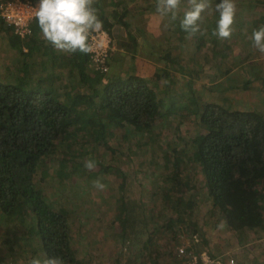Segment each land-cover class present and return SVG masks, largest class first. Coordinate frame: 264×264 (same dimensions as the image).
I'll return each mask as SVG.
<instances>
[{"label": "trees", "instance_id": "trees-1", "mask_svg": "<svg viewBox=\"0 0 264 264\" xmlns=\"http://www.w3.org/2000/svg\"><path fill=\"white\" fill-rule=\"evenodd\" d=\"M91 2L102 21V28L110 34L116 27H130L126 16L118 11V2ZM256 3L264 8V0H256ZM111 5L117 7L118 12H109ZM180 21L175 20L172 28L178 33V45L188 50L197 45L200 52L193 58V66L182 62L184 59L181 60V57L173 58L168 54L165 57L167 66L171 65L183 74L190 69L185 74V85L191 91L194 77L200 78L205 72L217 74L216 79L230 74L228 52L206 48L208 37L214 32L212 23L200 25L198 32L188 34L181 29ZM256 23L254 29L264 25V17ZM0 27L2 32L10 34L11 47L17 48L24 58L20 71L16 73V68H9L7 77L10 76V79L0 80V214L22 223L29 216V233L37 238L47 258L59 256L64 264H81L73 247L71 210L54 207L43 191L36 188L39 163L55 156L62 143H66L74 154L76 148L71 149L69 138H80L89 145L101 144L110 149L114 159L116 151L110 148L109 140L116 134L110 125L124 132L121 134L124 140L130 136L138 137L140 142L148 138L150 142L144 145L152 148V131L158 120L172 114L199 118L202 130L193 139H188L186 145L187 149L192 147L193 151L187 154L196 162L194 169L189 173L183 170L186 150L181 149L179 144L169 145L159 140L164 161L151 160V166L162 165L158 181H155L156 173L148 175L153 185L152 192L144 198L127 197L125 191L131 182L129 175L121 171L122 180L118 185L122 193L121 205L116 209L118 214L114 222H121L119 233L122 241L130 238L139 245L145 243L148 235L141 251L157 259L158 256L161 258L163 251L160 247L150 251L147 244L154 245L157 236L165 238L170 233L177 244L167 251L168 263L157 264L188 263L191 252H198L199 244L193 239L182 243L178 240L180 233L176 229L180 227L178 224H186L194 229L193 234H198L200 225L194 223L192 217L202 193L206 194L210 203L208 214L224 221L228 230L239 238V245L246 244L244 235L249 239L250 234L264 233V114L230 109L212 100L199 102L194 96L188 99H184L183 95V99L171 98L177 84L171 78L172 71L166 67L152 78L132 74L120 77L112 72L95 71L91 67L89 53L60 54V50L42 37L36 19L32 23V34L26 39L15 34L13 26L1 18ZM225 40L228 41L227 38ZM131 41L136 48L138 39L131 35ZM204 50L207 53L202 58ZM241 56L238 54L235 58L240 59ZM37 57H42L43 62L47 58L66 62L71 67V76L77 75L80 79L78 84L85 86L88 92L61 95L53 84L56 80L54 74L34 79L31 70ZM201 59H205V63H199ZM252 66L248 64V68ZM261 76V70L256 75H249L243 83L244 89L261 80ZM146 197L158 205L148 209L144 203ZM106 203L109 204V201ZM160 207L166 212L159 215L169 217L163 224L152 225L154 217L161 211ZM127 242L130 243V240ZM181 243L192 245L187 248L184 258L178 255ZM165 249L169 247L166 245ZM3 261L1 257L0 264H6Z\"/></svg>", "mask_w": 264, "mask_h": 264}, {"label": "rangeland", "instance_id": "rangeland-1", "mask_svg": "<svg viewBox=\"0 0 264 264\" xmlns=\"http://www.w3.org/2000/svg\"><path fill=\"white\" fill-rule=\"evenodd\" d=\"M114 1L119 4V13H123L127 21H130V28L134 24L145 27L149 15L154 14L161 18L163 27L160 26L163 31L159 38L156 37L157 40H161L157 45L160 49L156 53H151L153 55L152 64L156 69V74H161L165 67L172 71L171 78L177 86L173 90L171 98L183 99L181 97L183 95L184 99H188L194 96L198 98L199 102L212 100L220 102V104L230 109L253 110L264 114V52L255 48L250 39L252 33L250 30L257 26L256 21L264 17V8L260 7L256 0H234V23L232 34L227 38L228 41L225 40L226 38H219L213 34L209 35L206 42V48L210 50L217 49L220 51L224 49L225 53L228 52L227 63L231 67V73L222 79H216L217 74L211 71L203 73L200 78L194 77L192 91L185 85L187 79L185 74L189 73L190 69L183 74L179 69H175L171 65L167 66L165 58L168 54L173 58L181 57V60L184 59L182 62L193 66L195 63L192 62L193 58L199 55L200 51L197 45L190 50L178 45V33L172 30L176 23L174 21L182 20L184 13L190 10L191 5H188L191 3L190 0H181L176 18L171 15L170 17L161 16L156 11V1L154 0ZM216 2H219V0H209L210 9L203 14V19L200 22L201 26H208L207 23H212V29L216 28V22L219 19V15L215 11ZM112 10L117 11V7L111 5L108 11L111 12ZM156 22L159 23L158 20ZM1 30L0 27V80L2 81L10 79V76L7 77L9 68H16V73L20 71L24 58L17 48L13 49L11 47L10 34L8 35ZM216 39L220 40L215 42ZM149 47L146 44L145 49L140 50L142 52L137 58H143L145 56L144 52L146 53V49H149ZM61 52L69 54L60 50V54H62ZM205 52L207 53V50L203 51L202 58H204ZM238 54L242 55L240 59L235 58ZM45 60L46 62H43L42 57L36 58L34 67L31 70L34 79L54 74L56 80L53 84L61 95L88 92L85 86L78 84L80 79L77 75L71 76L69 73L71 67L66 62H60L52 58ZM124 60L127 64L119 69V73H123V77L130 74L135 75L136 73L132 71L134 58H125ZM112 61L111 58L110 71L107 74L112 71ZM199 63H205V59H201ZM248 64H253L252 68H248ZM254 66L256 67L253 68ZM260 70L262 71L261 80L254 81L247 89H244L243 83L249 78V75H256ZM157 71L161 72L157 73ZM180 116L172 114L168 118L158 120L154 131H152L154 137H149L152 140L151 143L154 142L152 148L147 147V144L144 145L145 142H150L148 138L145 137L142 142L138 140V137L133 136L124 140L121 136L124 132L116 128L115 125H110V129L116 134L109 140L110 148L116 151L113 154L114 159L111 158L110 149L101 144L89 145L80 138H69L71 149L76 148L74 154L70 152L66 143H62L55 156L50 159L46 158L39 163L35 178L36 188L43 191L47 200L54 207L61 206L71 210L70 222L73 225L72 233H74L73 247L77 250L81 264L168 263L167 251L177 244L172 234L168 233L165 238H162L161 235L157 236L154 245L147 244L150 251L155 250L156 247H160L163 251L161 258L158 256L157 259H154L150 255L146 256L141 251L146 241H148V235L145 237V243L139 245L133 243L134 241L130 238V243L127 242L128 239L122 241L119 233L121 222H114V217L118 214L116 209L121 205L122 193H120L118 187L122 180L120 173L124 171L129 175V182L131 183L125 191L127 197L133 195L134 198H144L147 193L153 191L151 177L148 175L156 173L155 181H158L161 177L162 165L160 163H162L164 153L161 151L162 145L159 140H162L161 142H164V144H179L181 149H185L184 154L186 156L183 162V170L187 173L193 171V165L196 162L188 157L190 156L188 154L193 150L192 147L187 149L186 145L188 139H193L202 129L198 124V117L183 118ZM155 159L160 163H157L158 166H155V164L151 166V160L154 161ZM88 160L95 161L96 166L94 169L89 170L85 167ZM167 172L169 171L167 170ZM96 181H100L104 188L98 189L95 186ZM106 201H109V204L114 203L109 205ZM144 201L148 209L153 205H158L156 201L149 199V197H146ZM196 203L198 207L192 219L194 223L200 225V231L198 234H193L194 229L192 227L186 224H178L180 226L176 229V232L180 233L178 240L183 243L184 241L190 242L193 239L199 244L197 245L198 251H207L215 256L224 255L226 259L234 258L236 264H264V233L250 234L249 239L244 235L246 244L239 245V238L228 230L225 222L219 221L215 215L208 214L210 203L205 193L198 197ZM160 208L161 211L154 217L155 220L152 225L156 223L163 224L169 217V215L164 218L160 216L159 214L166 212L163 207ZM30 226L29 216L22 223L4 218L0 214V258H4V263L31 264L33 258L42 260L47 258L37 242V238L29 233ZM133 238H135L134 235ZM182 243L180 246H182ZM166 245L169 249H165ZM171 264L173 263L171 262Z\"/></svg>", "mask_w": 264, "mask_h": 264}, {"label": "clouds", "instance_id": "clouds-1", "mask_svg": "<svg viewBox=\"0 0 264 264\" xmlns=\"http://www.w3.org/2000/svg\"><path fill=\"white\" fill-rule=\"evenodd\" d=\"M181 0H156V11L161 16L171 15L176 18ZM191 8L186 11L180 21L181 29L194 34L200 30L203 14L210 9L209 0H190ZM215 11L219 15L213 34L219 38H228L232 34L235 16L234 0H219L215 4ZM37 24L43 37L55 49L65 52L89 53L92 51L90 36L102 28V21L98 18L91 0H38L35 10ZM253 46L264 52V25L254 29L250 37ZM95 161L88 160L85 167L94 169ZM98 189L104 185L95 182ZM31 264H64L59 256L46 259L33 258Z\"/></svg>", "mask_w": 264, "mask_h": 264}, {"label": "built area", "instance_id": "built-area-1", "mask_svg": "<svg viewBox=\"0 0 264 264\" xmlns=\"http://www.w3.org/2000/svg\"><path fill=\"white\" fill-rule=\"evenodd\" d=\"M38 1L30 0H0V18L12 25L15 34L26 39L32 34V23ZM92 51L89 52L91 67L98 72L110 71V60L116 50V45L111 34L101 28L90 36ZM191 244L178 247V255L185 257L186 250ZM188 263L185 264H236L235 259H226L225 256H214L207 251L191 252Z\"/></svg>", "mask_w": 264, "mask_h": 264}, {"label": "crops", "instance_id": "crops-1", "mask_svg": "<svg viewBox=\"0 0 264 264\" xmlns=\"http://www.w3.org/2000/svg\"><path fill=\"white\" fill-rule=\"evenodd\" d=\"M155 20H158L159 23H157ZM160 25L163 27V24H161V18L153 14L149 15V20L145 27H141L139 25L134 24V26H132L131 28H124L119 26V28L116 27L113 29L111 36L113 37L116 45V50L114 51V54L112 56L113 61L111 63V66L114 65L111 71L113 75L123 77V73L120 74L119 69L122 68L124 64H127L124 59L134 58L135 61L132 64V71L136 73L135 75H139L145 78L154 77L156 69L152 64L153 55L151 53H156L160 49L157 45H159V42L161 40H157L156 38H159L163 31ZM131 35L135 36L138 39V44L136 45V48L134 47L135 44L131 41ZM146 44L150 47L149 49H146V53L144 52L145 56L143 58H137V56L143 51L142 49H145Z\"/></svg>", "mask_w": 264, "mask_h": 264}]
</instances>
